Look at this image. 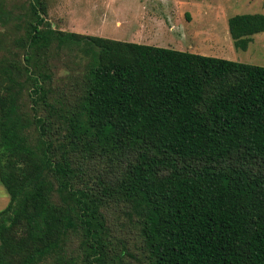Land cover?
Returning <instances> with one entry per match:
<instances>
[{"label":"trees","instance_id":"16d2710c","mask_svg":"<svg viewBox=\"0 0 264 264\" xmlns=\"http://www.w3.org/2000/svg\"><path fill=\"white\" fill-rule=\"evenodd\" d=\"M226 26L245 50L264 15ZM0 185V264H264V67L0 0Z\"/></svg>","mask_w":264,"mask_h":264},{"label":"rangeland","instance_id":"374dc122","mask_svg":"<svg viewBox=\"0 0 264 264\" xmlns=\"http://www.w3.org/2000/svg\"><path fill=\"white\" fill-rule=\"evenodd\" d=\"M45 4L46 20L61 31L264 67V32L252 35L247 48L239 50L226 26L236 14L264 15V0H45ZM62 55L73 64L81 56L76 49ZM7 201L0 185V210Z\"/></svg>","mask_w":264,"mask_h":264}]
</instances>
